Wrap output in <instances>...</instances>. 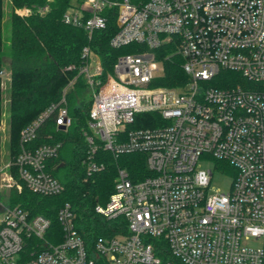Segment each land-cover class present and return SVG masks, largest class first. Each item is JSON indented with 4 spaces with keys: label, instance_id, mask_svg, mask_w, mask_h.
Returning a JSON list of instances; mask_svg holds the SVG:
<instances>
[{
    "label": "built area",
    "instance_id": "2783aa9c",
    "mask_svg": "<svg viewBox=\"0 0 264 264\" xmlns=\"http://www.w3.org/2000/svg\"><path fill=\"white\" fill-rule=\"evenodd\" d=\"M111 6L118 24L111 46L136 42L142 49L119 55L105 73L99 54L85 45L82 64L67 67L77 74L61 99L21 130L14 158L1 157L0 263L264 264V0H84L63 20L91 37L106 26ZM31 11L16 9L21 16ZM164 44L183 58L186 82L150 85L164 72L155 51ZM221 70L240 73L241 81L217 85ZM80 76L91 99L82 128L85 178L105 169L100 150L115 158L143 153L149 175L133 180L120 167L108 203L95 206L108 220L123 218L117 233L87 240L66 202L58 210L62 239L52 242L45 238L50 218L13 204L11 190L26 185L55 196L65 189L49 170L62 143L33 142L49 117L58 128L71 124L67 93ZM10 80V69L0 68L1 87ZM145 112L157 114L154 125L130 127ZM207 161L212 167H202ZM222 161L230 172L217 166ZM215 171L232 176L228 192L211 187ZM31 239L42 245L26 259Z\"/></svg>",
    "mask_w": 264,
    "mask_h": 264
},
{
    "label": "trees",
    "instance_id": "16d2710c",
    "mask_svg": "<svg viewBox=\"0 0 264 264\" xmlns=\"http://www.w3.org/2000/svg\"><path fill=\"white\" fill-rule=\"evenodd\" d=\"M83 1L9 0V11L6 12V1L0 0V68L6 65L11 71L6 94L12 158L20 151L21 130L49 105L61 99L63 89L77 74L76 70H68L67 67L82 64V49L85 45H90L99 54L105 73L113 70L119 55L142 49L136 42L119 48L111 46L110 40L118 31L116 6L105 8L106 26L96 29L91 37L83 26L66 23L63 15L78 8ZM132 1L139 3L147 0ZM16 7H28L32 11L21 16L15 11ZM82 12L84 18L89 15L85 10ZM7 29L9 36L6 38L4 33ZM155 51L163 62L164 72L150 85L175 86L188 80L181 66L183 58L174 53L175 46L164 44ZM169 54L171 56L167 58ZM220 74L221 80L215 83L222 87L236 84L242 78L240 73L234 71L221 70ZM3 101L0 81V124L4 113ZM67 106L71 124L67 128H58L54 117H49L33 142V145L56 141L62 143L58 155L49 161V170L64 184L65 189L58 195L47 196L35 193L24 185L21 192L11 190L12 202L21 205L31 215L41 214L50 218L51 227L45 238L52 242L62 239L58 210L66 202L72 205L76 213L77 228L87 240L100 235H113L118 232L116 226L123 225V218L108 220L95 210V206L108 203L115 190L120 167L125 168L133 180L149 175L146 157L143 153L133 152L115 158L111 153L100 150L97 158L105 161V169L85 178L82 158L86 154L87 145L82 128L88 126L91 99L87 96L83 77H78L75 86L68 91ZM153 119H157V114L140 113L130 127L154 125ZM222 164L217 166L227 172L233 168L225 161ZM31 240L25 247L26 259L33 256V249H39L42 245L37 239Z\"/></svg>",
    "mask_w": 264,
    "mask_h": 264
},
{
    "label": "rangeland",
    "instance_id": "374dc122",
    "mask_svg": "<svg viewBox=\"0 0 264 264\" xmlns=\"http://www.w3.org/2000/svg\"><path fill=\"white\" fill-rule=\"evenodd\" d=\"M5 11L8 12L9 11V0H5ZM23 7H16V9H20ZM15 9V11H16ZM5 37L7 38L9 36V30H5L4 33ZM6 65H4L5 67ZM7 67V66H6ZM92 67L95 68L94 63H92ZM10 85V81L8 83H6V85L2 88V95H3V109H4V113H3V120L2 123L0 124V127L4 128V131H0V152H2L1 157H3V160H7L8 159V153H10V132H9V115L7 112V107H8V95L6 94L7 89L9 88ZM87 96L88 98H90L89 96V92H87ZM1 161V160H0ZM202 167L204 168H209L212 167L213 162L212 161H207V162H202ZM232 176L225 174L223 172H219V171H215L212 181H211V187H213V189H219L221 192H228L230 190V186L232 183Z\"/></svg>",
    "mask_w": 264,
    "mask_h": 264
}]
</instances>
